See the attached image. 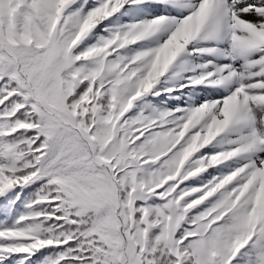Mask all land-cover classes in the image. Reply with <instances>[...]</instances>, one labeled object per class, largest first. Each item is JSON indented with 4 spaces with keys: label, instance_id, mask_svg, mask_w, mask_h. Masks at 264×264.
<instances>
[{
    "label": "snow or ice",
    "instance_id": "snow-or-ice-1",
    "mask_svg": "<svg viewBox=\"0 0 264 264\" xmlns=\"http://www.w3.org/2000/svg\"><path fill=\"white\" fill-rule=\"evenodd\" d=\"M0 264H264V0H0Z\"/></svg>",
    "mask_w": 264,
    "mask_h": 264
}]
</instances>
